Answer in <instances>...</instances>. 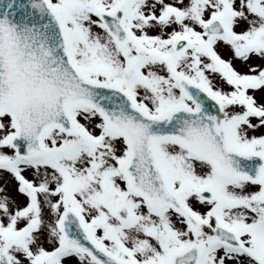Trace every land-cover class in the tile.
I'll return each mask as SVG.
<instances>
[{
    "label": "snow or ice",
    "instance_id": "snow-or-ice-1",
    "mask_svg": "<svg viewBox=\"0 0 264 264\" xmlns=\"http://www.w3.org/2000/svg\"><path fill=\"white\" fill-rule=\"evenodd\" d=\"M0 264H264V0H0Z\"/></svg>",
    "mask_w": 264,
    "mask_h": 264
}]
</instances>
